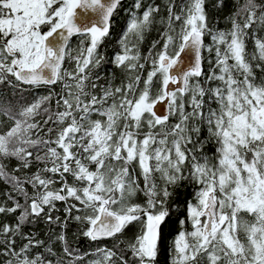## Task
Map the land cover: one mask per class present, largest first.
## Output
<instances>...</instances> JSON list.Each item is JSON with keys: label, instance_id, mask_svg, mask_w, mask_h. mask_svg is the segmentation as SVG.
Wrapping results in <instances>:
<instances>
[{"label": "snow or ice", "instance_id": "obj_1", "mask_svg": "<svg viewBox=\"0 0 264 264\" xmlns=\"http://www.w3.org/2000/svg\"><path fill=\"white\" fill-rule=\"evenodd\" d=\"M205 2L182 0L176 11L169 0L167 20L159 21L166 25L163 43L153 52L160 41L153 42L142 56L139 45L160 8L135 0L139 14L108 61L100 47L121 0H0V85L49 89L25 100L19 111L0 103V179L24 198L21 204L10 195L13 206H0V213L19 212L14 227L0 226V254L11 257L5 264H45L40 254L29 255L42 241L25 237L17 251L15 237L39 218L66 228L53 215L57 201L65 204V221L85 225L84 237L115 242L111 249L98 248L92 264H157L171 215L169 188L185 180L198 187L195 203L187 204L186 219L179 221L170 264H264V78L254 71H264V37L250 31L257 24L264 28V2L244 0L228 31L212 30ZM73 36L81 38L74 50ZM204 50L215 59L201 82ZM109 62L125 73L119 85L112 79L97 83L103 79L97 70ZM162 103L165 114L156 111ZM206 140L215 145L212 156L204 152ZM12 158L20 166L14 171L33 163L37 170L21 180L3 163ZM141 191L146 206L132 203ZM73 209L81 214L73 217ZM133 223L139 231L121 247L120 237ZM56 239L64 243L57 264H65L64 257L66 264H80L83 258L68 246L65 233Z\"/></svg>", "mask_w": 264, "mask_h": 264}, {"label": "trees", "instance_id": "obj_2", "mask_svg": "<svg viewBox=\"0 0 264 264\" xmlns=\"http://www.w3.org/2000/svg\"><path fill=\"white\" fill-rule=\"evenodd\" d=\"M169 0H141V3L145 6H159L160 12L157 15V23H155L152 28L144 34L143 43L139 45L140 52L142 56L149 55V50L152 48L153 42L160 41V44H157L156 49L153 52L158 51L163 43L161 39V33L165 30V24L160 23V19L163 18L165 21L167 20V4ZM182 0H174V3L177 5L176 11H179V5ZM264 2V0H257V3ZM135 0H123L121 4L118 6L116 12L114 13L111 19V28L110 35L104 38V43L100 47V52L103 53L108 61H111L115 54L119 53L121 50V45L119 43L124 31L128 23H130L133 14L136 13L133 5ZM244 3V0H206L205 2V10L208 16L209 26L213 31L221 30L228 31L231 28V17L237 11L238 7H240ZM219 5V6H217ZM142 11V10H141ZM250 31H254L256 36L264 37V28H261L259 24L254 25L253 29ZM80 37L73 36L69 41L70 47L74 50L79 45ZM247 51L249 54H252L255 51V41L254 38L249 35L247 38ZM204 43L206 46L212 44L211 36L206 35L204 38ZM203 70L204 76H202L201 82L205 79V77L209 74L210 65L209 60L214 62L215 56L214 53L209 54L207 50L203 51ZM256 61H253L255 64ZM150 67V65L146 64V70ZM101 77L100 81L97 83H106L108 79L113 80L114 85H119L122 80L125 79V73L122 69H118L112 64L104 63L100 69L97 70ZM258 79L264 78V71H261L260 68L254 69ZM142 76H146V71L141 73ZM143 85L141 84V87ZM56 92L61 90V86L59 84L53 86ZM48 87L41 86L39 88H33L29 85H22L20 88L13 91L10 88H6V86L0 85V103H10L11 107L14 111H19V109L24 105V101H31L41 95L48 94ZM97 92L99 89L96 90ZM52 108H55V101L53 100L51 104ZM37 119H40L37 117ZM176 118H170V123H175ZM0 130H3V125H0ZM54 135V134H53ZM207 137L206 129L202 133V139ZM204 152L212 156L215 152V145L207 142L205 143ZM7 165V171L19 177L23 180L26 176L31 175L33 172L37 170V165L33 163L32 167L29 169L20 168L19 171H14L19 168V162L12 159H6L3 161ZM43 165H40L42 167ZM137 175H139V169H136ZM187 174V173H185ZM69 183L72 182V177H68ZM139 184L141 188L143 187V179H139ZM29 193L33 192L31 186H26ZM59 187V184L56 185ZM197 185L192 183L190 180L182 181L177 187H170L169 190L173 192L172 197L168 201V206L170 208L171 215L167 219L166 223L163 225V240L160 244V251L157 258V264H170L171 253L170 249L172 246V242L175 239L177 233L182 230L181 225L179 223L180 220L186 219L187 216V204L189 202L195 203V192L197 190ZM16 197L15 191H13V187L11 184L6 183L3 179H0V206L3 207H11L14 204L13 199H9V196ZM20 200V203H24V198L16 197ZM132 203L140 204L146 206V197L143 192H138L133 198ZM56 207L58 209L57 212H54L53 215H58L61 217V220L66 223V228H61L60 224H48L46 223L44 218L36 219L35 222L25 223L21 226L22 235H17L15 237L16 240V250L19 249L27 243V239L25 237H34L35 240L42 241L43 243L39 247H33L30 249L29 255L31 257H35L37 254H40L45 259V264L47 261H52V264H57V261L63 257V248L64 243L57 240L56 236L63 231L66 236V241L68 246L75 250V253L81 256L83 259L80 264H92V261L97 258V249L98 248H106L111 249L114 246V241L111 239H105L100 241H91L88 238L82 235L85 225L72 219L68 218L66 221L65 218V204L64 202H56ZM81 213H77L75 209L72 211V216L79 215ZM19 212L15 213H0V226L9 225L14 227L17 224V217ZM250 219V218H249ZM185 228L190 230V224H186ZM139 231V226L136 223L130 225L126 230L123 236L120 237L123 244L121 247H126L128 240L132 239ZM241 237L243 238V233H241ZM4 237L0 236V240H3ZM47 247H51L53 251L57 254L55 256L50 255L47 252ZM3 252V245H0V253ZM10 256H5L0 254V264H5V262L10 259ZM65 264L67 261V257H64Z\"/></svg>", "mask_w": 264, "mask_h": 264}, {"label": "water", "instance_id": "obj_3", "mask_svg": "<svg viewBox=\"0 0 264 264\" xmlns=\"http://www.w3.org/2000/svg\"><path fill=\"white\" fill-rule=\"evenodd\" d=\"M121 1H123V0H121ZM77 11H79V10H77ZM189 55H191V54H189ZM172 87H175V86H172ZM156 111L160 114H165L167 111L166 104L162 103V104L158 105L156 108Z\"/></svg>", "mask_w": 264, "mask_h": 264}]
</instances>
